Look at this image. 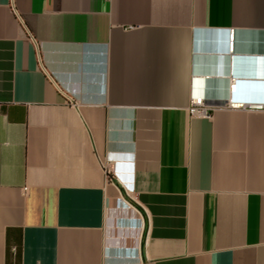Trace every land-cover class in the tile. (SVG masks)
I'll use <instances>...</instances> for the list:
<instances>
[{
	"label": "crops",
	"instance_id": "obj_1",
	"mask_svg": "<svg viewBox=\"0 0 264 264\" xmlns=\"http://www.w3.org/2000/svg\"><path fill=\"white\" fill-rule=\"evenodd\" d=\"M232 30L264 104V0H0V264H264Z\"/></svg>",
	"mask_w": 264,
	"mask_h": 264
},
{
	"label": "built area",
	"instance_id": "obj_2",
	"mask_svg": "<svg viewBox=\"0 0 264 264\" xmlns=\"http://www.w3.org/2000/svg\"><path fill=\"white\" fill-rule=\"evenodd\" d=\"M234 42H235V34L232 30L229 34V52L232 55V72L230 74L229 80V96L227 98V101L224 105L221 106H212L208 105L203 97L201 96H194L191 99L190 104V113L192 116H204L209 117L211 115V112L216 109H231V110H249V109H263L264 104H252L249 102H236L233 100V94L237 91V80L238 78L234 75V57H233V51H234ZM73 101L72 99H70ZM104 169L106 173L109 172V168L107 164H103ZM133 264V263H130ZM136 264H142L141 262Z\"/></svg>",
	"mask_w": 264,
	"mask_h": 264
},
{
	"label": "bare ground",
	"instance_id": "obj_3",
	"mask_svg": "<svg viewBox=\"0 0 264 264\" xmlns=\"http://www.w3.org/2000/svg\"><path fill=\"white\" fill-rule=\"evenodd\" d=\"M250 103V102H249ZM253 104V103H252Z\"/></svg>",
	"mask_w": 264,
	"mask_h": 264
}]
</instances>
